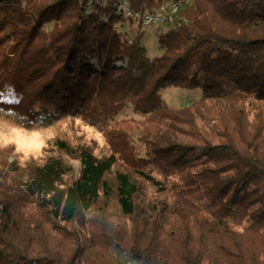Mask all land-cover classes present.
Listing matches in <instances>:
<instances>
[{"label":"trees","instance_id":"trees-1","mask_svg":"<svg viewBox=\"0 0 264 264\" xmlns=\"http://www.w3.org/2000/svg\"><path fill=\"white\" fill-rule=\"evenodd\" d=\"M119 2L0 0V113L111 146L57 137L71 182L59 155L0 167V264H264V0H178L155 57ZM169 86L203 94L174 109ZM128 106L153 126L122 135Z\"/></svg>","mask_w":264,"mask_h":264},{"label":"rangeland","instance_id":"rangeland-1","mask_svg":"<svg viewBox=\"0 0 264 264\" xmlns=\"http://www.w3.org/2000/svg\"><path fill=\"white\" fill-rule=\"evenodd\" d=\"M157 11L159 12L160 8ZM161 11L163 13L162 9ZM175 15L176 13L172 14L173 20L176 17ZM172 21L157 22L156 24L143 27L144 37L142 45L146 48L148 56L155 57L162 53L158 37L171 26ZM135 28L137 29V27ZM126 29L130 30L127 26ZM202 94L203 90L201 88L186 89L175 86H169L162 91L164 101L174 109L183 108L197 101ZM116 119L120 122L116 128L118 127V131L122 135L126 129L128 130V135H131V133L137 134L139 128L143 127L144 124H149V122L147 123V118L142 114L136 113L131 106L123 108L116 116ZM123 120L125 121L123 122ZM57 137H67L81 141L92 148L95 153L100 154L109 150L106 147H111L107 143L105 144L103 133L97 127L86 125L79 119L66 117L56 123L47 122L42 126L26 129L14 118L0 113V144L12 141L7 146L0 147V167H24L25 164L32 160L49 155H59L73 167L72 175L66 178L68 182H71L72 179L80 175L81 166L76 158L67 156L64 152H59L55 148L54 140ZM137 144L138 142L136 141Z\"/></svg>","mask_w":264,"mask_h":264},{"label":"built area","instance_id":"built-area-1","mask_svg":"<svg viewBox=\"0 0 264 264\" xmlns=\"http://www.w3.org/2000/svg\"><path fill=\"white\" fill-rule=\"evenodd\" d=\"M180 3L178 0H166L160 11L157 10L153 12L143 13L140 11L129 10V4L127 0H124L122 4H119L118 11H124L126 14H136L138 18V22L142 26H147L150 24H156V21H165L170 22L171 20V13H177L179 10ZM163 10V13L161 11ZM130 264H138L136 262H129Z\"/></svg>","mask_w":264,"mask_h":264},{"label":"bare ground","instance_id":"bare-ground-1","mask_svg":"<svg viewBox=\"0 0 264 264\" xmlns=\"http://www.w3.org/2000/svg\"><path fill=\"white\" fill-rule=\"evenodd\" d=\"M123 1H124V0H120V2L117 4V11L119 10V4H122ZM129 10H133V9L130 7V5H129ZM118 12L124 14V15L127 16V17H130L131 19H135L136 21H138V18H137V15H136V14H126L124 11H118ZM172 14H174V13H171V20H173V18H172ZM157 22H163V23H165V21H156V23H157ZM129 264H130V263H129Z\"/></svg>","mask_w":264,"mask_h":264},{"label":"clouds","instance_id":"clouds-1","mask_svg":"<svg viewBox=\"0 0 264 264\" xmlns=\"http://www.w3.org/2000/svg\"><path fill=\"white\" fill-rule=\"evenodd\" d=\"M8 143H12V141H6L4 144H0V147H5Z\"/></svg>","mask_w":264,"mask_h":264}]
</instances>
